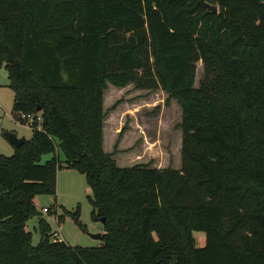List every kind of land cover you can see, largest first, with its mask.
<instances>
[{"label":"trees","instance_id":"trees-1","mask_svg":"<svg viewBox=\"0 0 264 264\" xmlns=\"http://www.w3.org/2000/svg\"><path fill=\"white\" fill-rule=\"evenodd\" d=\"M203 1L217 13L200 0H0V70L32 129L0 156V264H264V0ZM108 83L178 102L180 169L118 166L125 128L104 150ZM62 168L92 190L97 247L51 240L37 211Z\"/></svg>","mask_w":264,"mask_h":264},{"label":"rangeland","instance_id":"rangeland-1","mask_svg":"<svg viewBox=\"0 0 264 264\" xmlns=\"http://www.w3.org/2000/svg\"><path fill=\"white\" fill-rule=\"evenodd\" d=\"M204 66L197 64L196 87L203 79ZM8 73L0 70V156L11 157L16 148L5 134L15 133L19 138L31 139L32 129L27 120L14 111V92L9 86ZM161 90H138L133 84L119 87L108 83L104 93V110L108 112L104 124V150L113 153L115 144L125 128L118 151L114 158L120 167H130L139 163L150 164L154 168H181L182 109L176 100L170 99ZM116 105V107H115ZM62 158V154H61ZM52 159L45 155L42 163ZM92 190L85 176L76 171L62 168L57 173L56 194H40L34 198L38 213L49 225L51 240L67 243L71 247L91 248L102 241L91 235H103L101 222L92 217L89 197ZM48 209L49 212H44ZM37 216L27 223L32 232L33 244L41 242V229ZM197 246L203 247L206 235L195 232Z\"/></svg>","mask_w":264,"mask_h":264},{"label":"water","instance_id":"water-1","mask_svg":"<svg viewBox=\"0 0 264 264\" xmlns=\"http://www.w3.org/2000/svg\"><path fill=\"white\" fill-rule=\"evenodd\" d=\"M200 2L202 4H204L206 7H208V9L214 13H217L218 11V8L215 7V6H210L208 4H206L203 0H200ZM38 112H40V109L37 110ZM6 138L8 139V141L15 147V148H20L24 143H25V138L22 137V138H19L15 133H6L5 134ZM1 189V187H0ZM102 224L105 223V220L102 219L100 221ZM91 237L93 239H96V240H101L102 238V235H91Z\"/></svg>","mask_w":264,"mask_h":264},{"label":"built area","instance_id":"built-area-1","mask_svg":"<svg viewBox=\"0 0 264 264\" xmlns=\"http://www.w3.org/2000/svg\"><path fill=\"white\" fill-rule=\"evenodd\" d=\"M28 118L31 119L32 117L29 116ZM44 212H49V210L48 209H44Z\"/></svg>","mask_w":264,"mask_h":264},{"label":"crops","instance_id":"crops-1","mask_svg":"<svg viewBox=\"0 0 264 264\" xmlns=\"http://www.w3.org/2000/svg\"><path fill=\"white\" fill-rule=\"evenodd\" d=\"M105 102V101H104ZM182 139V138H181ZM181 144H182V142H181ZM134 166V165H133ZM129 167V166H128Z\"/></svg>","mask_w":264,"mask_h":264}]
</instances>
